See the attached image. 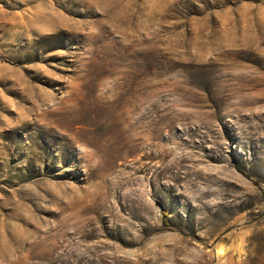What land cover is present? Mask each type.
<instances>
[{"label": "rangeland", "instance_id": "obj_1", "mask_svg": "<svg viewBox=\"0 0 264 264\" xmlns=\"http://www.w3.org/2000/svg\"><path fill=\"white\" fill-rule=\"evenodd\" d=\"M0 264H264V0H0Z\"/></svg>", "mask_w": 264, "mask_h": 264}]
</instances>
